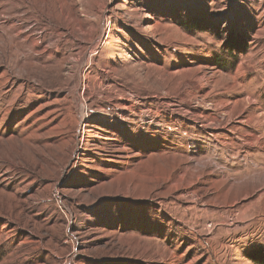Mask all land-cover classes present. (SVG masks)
<instances>
[{
  "label": "rangeland",
  "instance_id": "374dc122",
  "mask_svg": "<svg viewBox=\"0 0 264 264\" xmlns=\"http://www.w3.org/2000/svg\"><path fill=\"white\" fill-rule=\"evenodd\" d=\"M260 248L264 0H0V264Z\"/></svg>",
  "mask_w": 264,
  "mask_h": 264
},
{
  "label": "trees",
  "instance_id": "16d2710c",
  "mask_svg": "<svg viewBox=\"0 0 264 264\" xmlns=\"http://www.w3.org/2000/svg\"><path fill=\"white\" fill-rule=\"evenodd\" d=\"M247 257L255 264H264V248H260L256 251L250 252Z\"/></svg>",
  "mask_w": 264,
  "mask_h": 264
},
{
  "label": "bare ground",
  "instance_id": "6f19581e",
  "mask_svg": "<svg viewBox=\"0 0 264 264\" xmlns=\"http://www.w3.org/2000/svg\"><path fill=\"white\" fill-rule=\"evenodd\" d=\"M239 69L240 68H238V70ZM241 103H242L241 105H242L243 109H246L245 107L249 106V104L250 105L252 104V102L249 99L243 100ZM239 124H243V120L242 119H240Z\"/></svg>",
  "mask_w": 264,
  "mask_h": 264
}]
</instances>
